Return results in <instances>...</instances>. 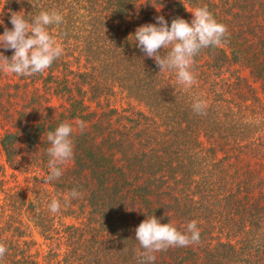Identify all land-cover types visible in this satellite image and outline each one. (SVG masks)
<instances>
[{"label": "trees", "instance_id": "obj_1", "mask_svg": "<svg viewBox=\"0 0 264 264\" xmlns=\"http://www.w3.org/2000/svg\"><path fill=\"white\" fill-rule=\"evenodd\" d=\"M202 6L228 32L194 57L195 83L183 86L131 34L158 15L169 26L191 22L188 12ZM41 11L63 17L48 26L63 52L43 73L0 71V172L39 166L47 176V133L69 122L73 157L40 194L63 196L61 216L79 223H61L63 252L47 248L38 263L21 216L43 230V202L0 180V264H140L135 229L152 215L200 231L199 243L156 252L154 264H264V0H0V35L12 12L31 22ZM113 88L143 109L117 110L105 101ZM198 99L203 113L193 111ZM74 188L81 195L72 199Z\"/></svg>", "mask_w": 264, "mask_h": 264}, {"label": "clouds", "instance_id": "obj_2", "mask_svg": "<svg viewBox=\"0 0 264 264\" xmlns=\"http://www.w3.org/2000/svg\"><path fill=\"white\" fill-rule=\"evenodd\" d=\"M192 13L191 22L181 17L172 19L169 26L162 15L155 17L156 23H147L136 28L135 45L148 58L154 59L159 72L174 71L177 82L183 86H192L195 77L191 71L194 57L203 48L219 47L227 36V26L218 22L207 6L196 7ZM63 17L56 11H41L31 19L26 20L20 12L10 14L12 28L5 26L0 35V49L12 50L9 58L0 52V71L19 76H31L43 73L62 55L63 49L57 40L49 33L48 26L60 24ZM0 22V24H2ZM169 49L166 56L159 55L161 49ZM206 105L203 100L192 104L193 111L203 113ZM77 126L83 132L86 126L78 121ZM74 128L69 122L60 123L54 131L47 133L50 147L49 174L43 178L44 183L59 179L62 165L73 157L72 134ZM81 193L72 189L69 198H78ZM52 213L60 210V202L53 199L49 204ZM135 239L144 249L140 264H154L156 252L165 251L169 247H187L200 241V231L195 221L187 224L185 232H180L171 223H161L155 215L146 216L135 229ZM7 248L0 244V259L4 257Z\"/></svg>", "mask_w": 264, "mask_h": 264}, {"label": "rangeland", "instance_id": "obj_3", "mask_svg": "<svg viewBox=\"0 0 264 264\" xmlns=\"http://www.w3.org/2000/svg\"><path fill=\"white\" fill-rule=\"evenodd\" d=\"M188 15H192V13L189 11ZM231 68L232 67H230V69ZM173 73L174 75H176L175 72ZM239 73L242 75L246 74L244 70L239 71ZM248 82L253 87L257 85L256 82L251 81V79H248ZM113 91L114 92L111 95L107 96L105 101L107 103H113L114 107H116L117 110L126 108L127 110L143 109L140 103L131 99L123 91L114 88ZM5 127H7V125L0 117V132ZM0 163H2L1 155ZM2 172L3 173L0 172V180L1 182L3 181V186L6 187L5 189L19 190L22 193H25V195L29 197V199H35L37 201H39L37 198L41 199L40 193H51L50 185L48 183H44L43 180V178L46 176L44 170L39 166L31 167L29 170H27V172L11 171L10 169L4 167V171ZM59 197L61 198L59 200L60 205H63L61 202L63 201V196ZM41 201L43 202V204L41 205L42 209L40 211L41 213H44V217H46L47 219L46 226L43 228V230L41 228H36L33 225V222L29 220V218H31V215L21 216V219L24 222L22 239H26V241H28L26 244L29 246L30 253L38 263H42V261L46 257L47 248H49L50 251L58 250L59 255H61V253L63 252L64 235L63 233H61V230L60 232H56V229H60L61 223L72 225H77L79 223V219H72L71 217L67 218L66 216H61V209L56 213H52L49 209L50 201H45L44 199H41ZM37 209L39 210L38 207Z\"/></svg>", "mask_w": 264, "mask_h": 264}]
</instances>
